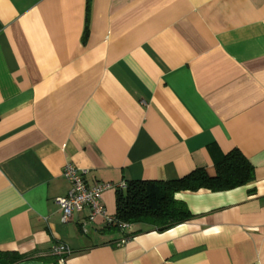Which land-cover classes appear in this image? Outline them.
Wrapping results in <instances>:
<instances>
[{"label": "crops", "instance_id": "1", "mask_svg": "<svg viewBox=\"0 0 264 264\" xmlns=\"http://www.w3.org/2000/svg\"><path fill=\"white\" fill-rule=\"evenodd\" d=\"M238 149L254 178L183 191L159 232L67 221L70 183L175 180ZM264 264V0H0V250L14 264Z\"/></svg>", "mask_w": 264, "mask_h": 264}, {"label": "trees", "instance_id": "2", "mask_svg": "<svg viewBox=\"0 0 264 264\" xmlns=\"http://www.w3.org/2000/svg\"><path fill=\"white\" fill-rule=\"evenodd\" d=\"M253 178V166L238 149H232L216 163L214 176H209L204 168H196L175 180L127 181L124 188L115 191V217L162 232L191 217L186 204L175 197L177 193L201 189L226 191ZM22 258V254L0 250V264H14Z\"/></svg>", "mask_w": 264, "mask_h": 264}, {"label": "built area", "instance_id": "3", "mask_svg": "<svg viewBox=\"0 0 264 264\" xmlns=\"http://www.w3.org/2000/svg\"><path fill=\"white\" fill-rule=\"evenodd\" d=\"M62 174L70 183L68 194L57 199L63 221H67L74 212L88 208L91 220L99 216L106 224L117 226L121 230H126L130 226L128 223L118 221L115 216L109 215L104 209L101 203V195L104 190L111 187L109 184L97 183L90 187L87 186L85 182L86 171L79 170L71 164L64 166ZM70 253V248L63 243L55 244L52 248L56 264H67L66 258Z\"/></svg>", "mask_w": 264, "mask_h": 264}]
</instances>
